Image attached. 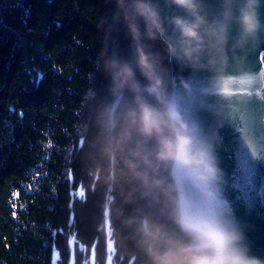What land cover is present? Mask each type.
Listing matches in <instances>:
<instances>
[{"label":"trees","instance_id":"obj_1","mask_svg":"<svg viewBox=\"0 0 264 264\" xmlns=\"http://www.w3.org/2000/svg\"><path fill=\"white\" fill-rule=\"evenodd\" d=\"M115 3L0 0V264H147L123 218L169 223L163 202L125 200L135 182L99 152L106 110L119 117L133 99L96 67L105 45L130 56ZM147 43L169 94L168 54ZM157 175L171 181L164 165Z\"/></svg>","mask_w":264,"mask_h":264},{"label":"clouds","instance_id":"obj_2","mask_svg":"<svg viewBox=\"0 0 264 264\" xmlns=\"http://www.w3.org/2000/svg\"><path fill=\"white\" fill-rule=\"evenodd\" d=\"M163 7L170 12L165 14ZM163 7L161 0H116L112 22L122 23L130 56L110 52L105 45L96 65L113 94L125 89L133 93L119 117L106 110L99 152L121 178L135 182L125 200L134 202L139 192L150 203L163 202L169 223L143 214L128 215L122 222L132 229L147 264H264L251 253L243 228L221 195L223 174L213 145L169 96L162 57L147 43L160 41L170 57L192 68L216 69L227 60L230 40L232 49L240 50L264 43L261 0H216L211 14L208 0H164ZM137 70L146 85L137 79ZM242 81L246 84L247 78H216L223 94ZM145 92L159 103H150ZM161 165L169 169L168 183L157 175Z\"/></svg>","mask_w":264,"mask_h":264},{"label":"water","instance_id":"obj_3","mask_svg":"<svg viewBox=\"0 0 264 264\" xmlns=\"http://www.w3.org/2000/svg\"><path fill=\"white\" fill-rule=\"evenodd\" d=\"M261 3L264 20V0ZM208 4L214 13L216 0ZM231 43L226 62L216 69L192 68L168 55L169 96L175 97L185 120L213 145L223 174L221 195L243 228L251 253L264 259V82L259 75L264 62L258 55L264 53V43L244 50L232 49ZM218 74L246 77L247 83L223 94L216 84Z\"/></svg>","mask_w":264,"mask_h":264},{"label":"snow or ice","instance_id":"obj_4","mask_svg":"<svg viewBox=\"0 0 264 264\" xmlns=\"http://www.w3.org/2000/svg\"><path fill=\"white\" fill-rule=\"evenodd\" d=\"M258 55H259L260 60H261V61H264V53H258ZM260 66H261V69H264V64H262V65H260ZM259 75H260L261 81L264 82V71H261V73H260ZM79 195H80V196H83V195H84L83 190H81V191L79 192Z\"/></svg>","mask_w":264,"mask_h":264}]
</instances>
